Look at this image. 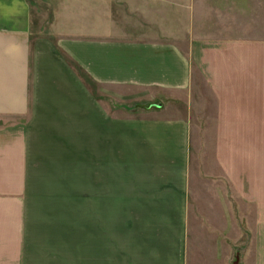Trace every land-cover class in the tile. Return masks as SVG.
I'll use <instances>...</instances> for the list:
<instances>
[{"label":"crops","instance_id":"1","mask_svg":"<svg viewBox=\"0 0 264 264\" xmlns=\"http://www.w3.org/2000/svg\"><path fill=\"white\" fill-rule=\"evenodd\" d=\"M208 2L0 0V264H264V13ZM195 131L241 263L190 234Z\"/></svg>","mask_w":264,"mask_h":264},{"label":"rangeland","instance_id":"2","mask_svg":"<svg viewBox=\"0 0 264 264\" xmlns=\"http://www.w3.org/2000/svg\"><path fill=\"white\" fill-rule=\"evenodd\" d=\"M208 6L214 7L216 2L215 0H208ZM226 1V0H225ZM228 1V0H227ZM245 0H238L239 6H242ZM256 13H264V0H255ZM214 17L212 16L210 21L211 25L214 24ZM257 20V19H256ZM93 88V86H92ZM94 91H97L96 87L93 88ZM108 101L106 102L112 109V112L121 113L122 115L127 116H140L142 111L149 110L151 108L156 109V105L160 100V96H148L147 94L140 96L139 98L127 99V100H118L111 96L109 93H106ZM143 111V112H144ZM204 134V133H203ZM203 134L198 131H195V137L192 141L191 147V159L189 167L190 175V192H189V230L190 234L194 233V237H204L206 235L217 234L223 238L222 245L224 250H229V247L232 245L230 241L231 235V223L232 218H236L239 225V234L240 242L235 246V251H239V255L236 258V263H241V253L245 250L246 247V212L245 211H231L229 204L225 203V199L222 204V209L218 208L219 198L218 195L214 194L212 190L215 187V183L218 181L216 178L207 176V168L213 169L214 164L208 163L205 161L207 159V154H213V148L210 145L206 147L203 140ZM226 186V185H225ZM224 186V198L226 201L230 202V190L229 184H227V189ZM211 190V193H208ZM127 218L129 217V212H127ZM124 217V212L118 210L111 211L112 219V235H118L120 232L119 219ZM86 219V211L80 210V223ZM200 219L212 222L214 226L207 225L203 226V223H200ZM234 222V221H233ZM83 224V223H82ZM193 232V233H192Z\"/></svg>","mask_w":264,"mask_h":264}]
</instances>
